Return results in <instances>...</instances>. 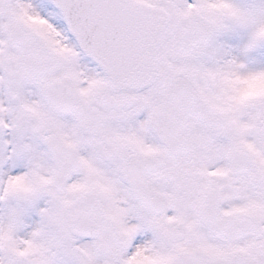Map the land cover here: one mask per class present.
<instances>
[{
  "label": "snow or ice",
  "instance_id": "snow-or-ice-1",
  "mask_svg": "<svg viewBox=\"0 0 264 264\" xmlns=\"http://www.w3.org/2000/svg\"><path fill=\"white\" fill-rule=\"evenodd\" d=\"M0 264H264V0H0Z\"/></svg>",
  "mask_w": 264,
  "mask_h": 264
}]
</instances>
